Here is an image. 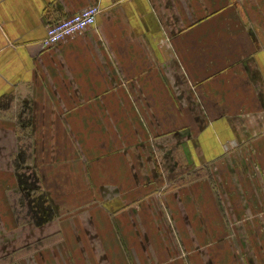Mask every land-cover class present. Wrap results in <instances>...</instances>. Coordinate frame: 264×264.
Here are the masks:
<instances>
[{"label":"crops","instance_id":"crops-1","mask_svg":"<svg viewBox=\"0 0 264 264\" xmlns=\"http://www.w3.org/2000/svg\"><path fill=\"white\" fill-rule=\"evenodd\" d=\"M0 264H264V0H0Z\"/></svg>","mask_w":264,"mask_h":264},{"label":"built area","instance_id":"built-area-1","mask_svg":"<svg viewBox=\"0 0 264 264\" xmlns=\"http://www.w3.org/2000/svg\"><path fill=\"white\" fill-rule=\"evenodd\" d=\"M98 12L99 8L96 5H89L47 25L42 45L44 47L55 45L92 26Z\"/></svg>","mask_w":264,"mask_h":264},{"label":"rangeland","instance_id":"rangeland-1","mask_svg":"<svg viewBox=\"0 0 264 264\" xmlns=\"http://www.w3.org/2000/svg\"><path fill=\"white\" fill-rule=\"evenodd\" d=\"M22 178L24 180V182L26 183L27 186V190L28 191H36L37 188L35 187V185L33 184V181H31V175L30 173L28 174V171H26L25 173L22 174ZM33 194V193H31Z\"/></svg>","mask_w":264,"mask_h":264}]
</instances>
